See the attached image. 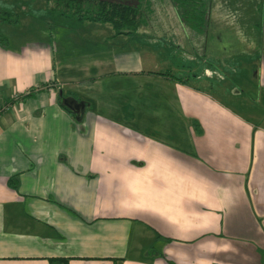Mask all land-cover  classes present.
<instances>
[{
	"label": "crops",
	"instance_id": "0c3cea01",
	"mask_svg": "<svg viewBox=\"0 0 264 264\" xmlns=\"http://www.w3.org/2000/svg\"><path fill=\"white\" fill-rule=\"evenodd\" d=\"M58 22L0 43V264H264V112L199 86L198 34Z\"/></svg>",
	"mask_w": 264,
	"mask_h": 264
},
{
	"label": "rangeland",
	"instance_id": "374dc122",
	"mask_svg": "<svg viewBox=\"0 0 264 264\" xmlns=\"http://www.w3.org/2000/svg\"><path fill=\"white\" fill-rule=\"evenodd\" d=\"M111 1L131 4L128 0ZM209 1V34L196 36L194 42L197 46L191 44L195 47L191 52L192 64L200 74L198 84L211 88L215 94L223 96L227 104L237 109L242 100L250 109L264 112V99L258 100L256 89L245 86L247 81H244L247 77L254 79L252 66L245 64L261 59L264 61V0ZM153 4L154 12L149 17L147 27H140L134 35L141 37L139 40L148 38L149 42L157 40L170 46L184 61L191 47L172 0H155ZM3 13L11 14L13 20L0 23V40L7 44L5 37L8 35L15 39H50V35L56 32L58 21L69 23L75 20L47 10V0H0V17L6 18L7 15ZM201 36L204 37L201 39ZM242 62L244 69L229 76L225 74L227 67H242ZM255 78L260 82L264 74L260 73ZM253 99L256 101L252 102Z\"/></svg>",
	"mask_w": 264,
	"mask_h": 264
},
{
	"label": "trees",
	"instance_id": "16d2710c",
	"mask_svg": "<svg viewBox=\"0 0 264 264\" xmlns=\"http://www.w3.org/2000/svg\"><path fill=\"white\" fill-rule=\"evenodd\" d=\"M131 4L114 2L111 0H47V10L49 9L54 14L76 19L81 22H94L109 24L116 35L133 34L139 27L145 24V15L153 12L152 0H128ZM135 1L134 4H132ZM179 18L182 23L191 31L198 35H203L207 32L209 25V0H172ZM2 14V13H1ZM7 17H0V23L13 22L11 14L3 13ZM6 40V39H4ZM0 43L4 46L7 42ZM165 76H170L165 73ZM182 83H187L186 78H174ZM49 87V85L47 86ZM31 90L28 93L19 97L22 101L34 95ZM60 101L63 98L60 97ZM9 105L6 103L5 106ZM114 264H121L114 261Z\"/></svg>",
	"mask_w": 264,
	"mask_h": 264
},
{
	"label": "water",
	"instance_id": "95a60500",
	"mask_svg": "<svg viewBox=\"0 0 264 264\" xmlns=\"http://www.w3.org/2000/svg\"><path fill=\"white\" fill-rule=\"evenodd\" d=\"M60 96H62V92L59 93ZM73 105H75V107L77 108L76 110H74V113H78L80 112V106L78 105V103L73 100V99H68Z\"/></svg>",
	"mask_w": 264,
	"mask_h": 264
},
{
	"label": "flooded vegetation",
	"instance_id": "af4514ba",
	"mask_svg": "<svg viewBox=\"0 0 264 264\" xmlns=\"http://www.w3.org/2000/svg\"><path fill=\"white\" fill-rule=\"evenodd\" d=\"M67 104L69 107H72L74 110H76L77 108L75 107V105H73L70 101H67Z\"/></svg>",
	"mask_w": 264,
	"mask_h": 264
}]
</instances>
